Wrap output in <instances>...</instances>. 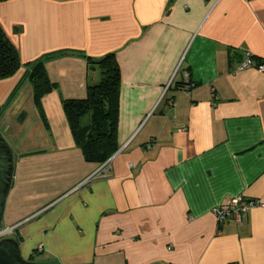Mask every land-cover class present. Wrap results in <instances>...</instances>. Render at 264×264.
<instances>
[{
    "label": "crops",
    "instance_id": "1",
    "mask_svg": "<svg viewBox=\"0 0 264 264\" xmlns=\"http://www.w3.org/2000/svg\"><path fill=\"white\" fill-rule=\"evenodd\" d=\"M0 27L23 64L0 80V107L35 100L29 80L14 94L29 63L57 85L44 116L32 103L24 141L2 125L16 155L4 226L24 259L264 264V207L241 222L213 214L234 197L264 203V73L236 71L244 51L264 57V0H0ZM110 53L116 150L97 163L64 101L87 98Z\"/></svg>",
    "mask_w": 264,
    "mask_h": 264
},
{
    "label": "trees",
    "instance_id": "2",
    "mask_svg": "<svg viewBox=\"0 0 264 264\" xmlns=\"http://www.w3.org/2000/svg\"><path fill=\"white\" fill-rule=\"evenodd\" d=\"M97 64L100 67L99 82L89 86L87 98L64 101V109L86 160L105 163L116 150L115 132L121 78L118 62L113 53L103 57ZM22 67L17 49L5 37L0 27V80L14 76ZM27 68L14 94L26 80L32 82L35 103L44 116L42 99L56 89L57 85L50 81L42 60L29 63ZM7 104L0 107V118ZM88 112H91V124L82 127L81 119Z\"/></svg>",
    "mask_w": 264,
    "mask_h": 264
},
{
    "label": "water",
    "instance_id": "3",
    "mask_svg": "<svg viewBox=\"0 0 264 264\" xmlns=\"http://www.w3.org/2000/svg\"><path fill=\"white\" fill-rule=\"evenodd\" d=\"M16 155L0 132V230L4 227L6 204L15 176ZM0 264H54L35 263L23 258L20 243L15 238L0 241Z\"/></svg>",
    "mask_w": 264,
    "mask_h": 264
},
{
    "label": "built area",
    "instance_id": "4",
    "mask_svg": "<svg viewBox=\"0 0 264 264\" xmlns=\"http://www.w3.org/2000/svg\"><path fill=\"white\" fill-rule=\"evenodd\" d=\"M251 69H254L259 73H264V57L256 58L252 53L244 51L242 54V60L237 66L236 71L243 72ZM149 147H151V145H148V148ZM133 166L134 165H131V167ZM103 169L104 170L102 172L105 173L107 164L104 165ZM257 207H264V203L260 200H250L240 196L234 197L228 203L216 207L215 209H213V214L218 224H222L229 219H234L238 222H241L242 218L249 211ZM15 230L16 228L14 227L4 226L0 230V241L7 238H13Z\"/></svg>",
    "mask_w": 264,
    "mask_h": 264
},
{
    "label": "rangeland",
    "instance_id": "5",
    "mask_svg": "<svg viewBox=\"0 0 264 264\" xmlns=\"http://www.w3.org/2000/svg\"><path fill=\"white\" fill-rule=\"evenodd\" d=\"M32 103H34V107H35L36 105L35 100L32 102L30 97L28 98L26 96H22L21 99L17 100L16 102L13 99L10 100L6 106V112L3 116L2 122L0 123V132L5 137V139L8 141V143L13 148V150L15 146L13 145L12 140L6 133H4L6 126L7 124L11 127L13 126L18 137H20V140L24 141L26 137L25 131H26V128H28V124L26 125H22V124L26 122V120L28 122H32V115H33L31 111L33 110ZM4 124L6 125L5 127L2 126Z\"/></svg>",
    "mask_w": 264,
    "mask_h": 264
}]
</instances>
